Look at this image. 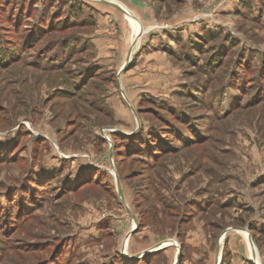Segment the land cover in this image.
I'll return each instance as SVG.
<instances>
[{
  "label": "rangeland",
  "instance_id": "rangeland-1",
  "mask_svg": "<svg viewBox=\"0 0 264 264\" xmlns=\"http://www.w3.org/2000/svg\"><path fill=\"white\" fill-rule=\"evenodd\" d=\"M116 1L0 0V264H264V0Z\"/></svg>",
  "mask_w": 264,
  "mask_h": 264
},
{
  "label": "crops",
  "instance_id": "crops-1",
  "mask_svg": "<svg viewBox=\"0 0 264 264\" xmlns=\"http://www.w3.org/2000/svg\"><path fill=\"white\" fill-rule=\"evenodd\" d=\"M148 2V1H147ZM167 0L164 1V4L166 5L167 3ZM110 3V2H109ZM112 4V3H111ZM148 4V3H147ZM119 5V4H118ZM150 5V3H149ZM116 6V5H115ZM120 6V5H119ZM176 6V5H175ZM117 7V6H116ZM122 7V6H121ZM141 7H143V5L141 4H138V7L136 6V8L139 10ZM123 8V7H122ZM120 9V8H119ZM125 9V8H123ZM181 10V9H179ZM123 11V10H122ZM141 11V10H140ZM144 12L146 13V15L148 16V11L145 7L144 9ZM154 13V12H153ZM138 14H140L138 12ZM152 14V13H151ZM181 15V14H180ZM150 16V15H149ZM174 18L172 21L168 22L167 24H164L162 29H158L160 34L158 36V33L157 32V35L156 36H149V39H147L145 41V44H144V48H143V51L141 54L142 57H145L147 62H144L145 64L144 65H149V71L147 72L149 75H157L159 73V70L160 67L162 66V63H168L170 62L171 58L170 56L171 55H176L174 52L175 50V45L176 43L180 40V41H185L184 40V33L183 34H179L177 33L176 29L178 26H182L184 27V30L182 29L181 31L182 32H186L185 35L186 37L189 35V31H187V29L190 28V25H188V23L192 22L193 19L191 17V15L187 16L186 13L182 15V17L180 16L179 18V21H177L175 19V17H177L176 15V10L174 9V13L172 15ZM144 17V16H142ZM178 18V17H177ZM152 29V28H151ZM190 30V29H189ZM181 32V33H182ZM144 32H142L141 34H143ZM165 35H167V38H165ZM183 38V39H182ZM160 42V47H158L157 45H154L155 43H158ZM163 43V44H162ZM173 44V45H172ZM163 50L161 51L160 50ZM169 56H167V55ZM167 58V59H166ZM123 67V66H122ZM121 67V69H122ZM154 70V71H152ZM151 77V76H149ZM149 79V78H147ZM253 264H255L253 261H251Z\"/></svg>",
  "mask_w": 264,
  "mask_h": 264
},
{
  "label": "bare ground",
  "instance_id": "bare-ground-1",
  "mask_svg": "<svg viewBox=\"0 0 264 264\" xmlns=\"http://www.w3.org/2000/svg\"><path fill=\"white\" fill-rule=\"evenodd\" d=\"M114 1H116V0H114ZM111 2V1H110ZM115 3H117V4H119L120 6H121V3L120 2H118V1H116ZM122 6L127 10V14H125V18H126V20H127V23L129 24V26H130V28H131V30H132V36H133V38H132V40H133V42H132V46H136L137 44V39H138V36H140L139 35V33H140V31H142V32H144V29H143V27L141 26V23H140V21L138 20V18H136L128 9H127V7L125 6V5H123L122 4ZM243 230V229H242ZM241 230V231H242ZM242 234H243V236L246 238V233H245V231H242ZM128 237H126V239H127ZM248 240H249V243L250 244H253V242L250 240V238H249V235H248ZM174 242H171V240H167V241H164V242H162L161 243V245H159V247H163V246H166V245H170V244H173ZM124 245H126V242H125V244ZM250 249V248H249ZM250 252H251V254L253 253L254 254V256L253 255H251V257H252V260L254 261V259L256 258L257 259V257H258V255H257V252H256V249H254V247L253 246H251V250H250ZM256 263V262H255ZM257 264V263H256Z\"/></svg>",
  "mask_w": 264,
  "mask_h": 264
},
{
  "label": "water",
  "instance_id": "water-1",
  "mask_svg": "<svg viewBox=\"0 0 264 264\" xmlns=\"http://www.w3.org/2000/svg\"><path fill=\"white\" fill-rule=\"evenodd\" d=\"M108 2H110V1H108ZM110 3H112V4H114V5H116L117 7H119L120 9H122L125 13H127V11L125 10V9H123L121 6H119L117 3H114V2H110ZM140 33H142V31H140ZM139 33V35H141ZM138 38H139V36H138ZM125 68V65L122 67V70ZM134 229H131L130 230V232H132ZM129 235V234H128ZM249 238H250V236H249ZM250 240H251V238H250ZM161 244V243H160ZM159 244V245H160ZM160 248V247H159ZM150 251L148 250V251H144V253L143 254H141V255H145V254H147V253H149ZM141 255H133L134 257H138V256H141ZM252 255L254 256V254L252 253ZM179 258H180V247H179V249H178V253H177V259H176V261H175V263L174 264H177V261L179 260ZM256 264V263H255Z\"/></svg>",
  "mask_w": 264,
  "mask_h": 264
},
{
  "label": "trees",
  "instance_id": "trees-1",
  "mask_svg": "<svg viewBox=\"0 0 264 264\" xmlns=\"http://www.w3.org/2000/svg\"><path fill=\"white\" fill-rule=\"evenodd\" d=\"M136 258H138V259H139L140 257H136ZM136 258H135V259H136Z\"/></svg>",
  "mask_w": 264,
  "mask_h": 264
}]
</instances>
